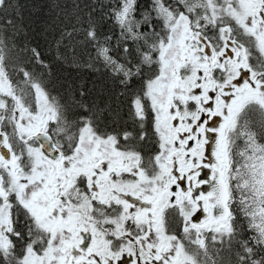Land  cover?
<instances>
[{"label":"snow or ice","instance_id":"obj_1","mask_svg":"<svg viewBox=\"0 0 264 264\" xmlns=\"http://www.w3.org/2000/svg\"><path fill=\"white\" fill-rule=\"evenodd\" d=\"M101 7L121 59L91 14L62 39L84 31L125 88L147 67L131 131L8 55L15 4L0 0V264H264V0Z\"/></svg>","mask_w":264,"mask_h":264},{"label":"trees","instance_id":"obj_2","mask_svg":"<svg viewBox=\"0 0 264 264\" xmlns=\"http://www.w3.org/2000/svg\"><path fill=\"white\" fill-rule=\"evenodd\" d=\"M107 2L108 0H13L15 12L11 13V18L15 21L18 31H13L9 27L6 33L10 37L8 48L11 51L8 55L19 57L20 64L40 75L48 92L62 102H70L72 98L80 99L79 92L83 90L86 93L84 99L89 103L96 101L101 106L109 105L111 111L105 113L108 131L113 127L127 128L131 131L134 122L130 116V100L147 79L149 75L147 67L144 77H134L125 88L102 61L95 59L96 49L91 42H85L84 31L74 32L71 38L63 39L60 33V31L63 33L72 31L73 26L77 29H87L91 14L101 41L105 36H112L111 55L121 59L123 49L117 46L119 29L104 14L105 9L101 7ZM137 2L143 10L151 0H137ZM78 17L80 19H77ZM58 40H60L59 45L56 43ZM132 47L133 55L129 59L138 62L135 46ZM25 48L28 51H24ZM32 48L40 52L41 59L47 67L31 59ZM149 132H151L150 126ZM260 142L264 143V140ZM238 143L242 144L243 141ZM137 150L148 156L156 149L152 143H143L137 145ZM236 215L243 227L241 235L243 239H248L252 233L248 231L247 222L239 212ZM221 255L225 260L229 258L227 253Z\"/></svg>","mask_w":264,"mask_h":264},{"label":"rangeland","instance_id":"obj_3","mask_svg":"<svg viewBox=\"0 0 264 264\" xmlns=\"http://www.w3.org/2000/svg\"><path fill=\"white\" fill-rule=\"evenodd\" d=\"M11 33H13V31H11ZM60 33H61V36H62L63 32L60 31ZM58 41H60V40H58ZM58 41H57V42H58ZM57 42H56V43H57ZM61 43H62V42H61ZM57 44H58V43H57ZM71 56L73 57V55H71ZM90 56H91V55H90ZM86 58L88 59V56H87ZM90 58H91V57H90ZM204 171L207 172L208 170L205 169ZM197 216L200 217V218H202V216H201L199 213L197 214ZM194 219H195V218H194Z\"/></svg>","mask_w":264,"mask_h":264},{"label":"flooded vegetation","instance_id":"obj_4","mask_svg":"<svg viewBox=\"0 0 264 264\" xmlns=\"http://www.w3.org/2000/svg\"><path fill=\"white\" fill-rule=\"evenodd\" d=\"M202 219V218H201Z\"/></svg>","mask_w":264,"mask_h":264}]
</instances>
